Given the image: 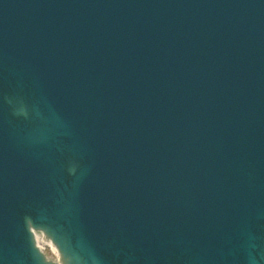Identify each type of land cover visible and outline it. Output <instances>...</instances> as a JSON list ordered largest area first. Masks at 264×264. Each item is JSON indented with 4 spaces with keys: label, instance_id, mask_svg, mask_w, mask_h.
Returning a JSON list of instances; mask_svg holds the SVG:
<instances>
[{
    "label": "water",
    "instance_id": "95a60500",
    "mask_svg": "<svg viewBox=\"0 0 264 264\" xmlns=\"http://www.w3.org/2000/svg\"><path fill=\"white\" fill-rule=\"evenodd\" d=\"M0 102V264H264V0H0Z\"/></svg>",
    "mask_w": 264,
    "mask_h": 264
},
{
    "label": "bare ground",
    "instance_id": "6f19581e",
    "mask_svg": "<svg viewBox=\"0 0 264 264\" xmlns=\"http://www.w3.org/2000/svg\"><path fill=\"white\" fill-rule=\"evenodd\" d=\"M36 240H37L38 245H39L40 247H42V249H44L46 246H49V247L51 248V250H52L54 256H55L56 261H58V259H59V255H58L57 251L55 250L54 247H52V245H51L50 243H47V241L44 239V237H42L41 235H39V236L36 238Z\"/></svg>",
    "mask_w": 264,
    "mask_h": 264
},
{
    "label": "snow or ice",
    "instance_id": "6c2138e0",
    "mask_svg": "<svg viewBox=\"0 0 264 264\" xmlns=\"http://www.w3.org/2000/svg\"><path fill=\"white\" fill-rule=\"evenodd\" d=\"M0 106H2V102H0Z\"/></svg>",
    "mask_w": 264,
    "mask_h": 264
}]
</instances>
